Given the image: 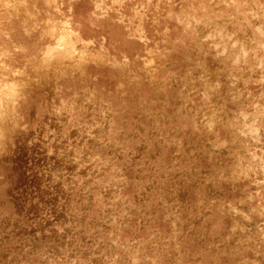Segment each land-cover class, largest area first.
I'll return each instance as SVG.
<instances>
[{
  "label": "clouds",
  "instance_id": "clouds-1",
  "mask_svg": "<svg viewBox=\"0 0 264 264\" xmlns=\"http://www.w3.org/2000/svg\"><path fill=\"white\" fill-rule=\"evenodd\" d=\"M227 7L0 0V191L38 129L68 169L52 173L60 210L0 243V264H264V0ZM145 117L199 141L189 150L207 198L165 232L137 229L128 198H112L132 158L129 119Z\"/></svg>",
  "mask_w": 264,
  "mask_h": 264
},
{
  "label": "rangeland",
  "instance_id": "rangeland-1",
  "mask_svg": "<svg viewBox=\"0 0 264 264\" xmlns=\"http://www.w3.org/2000/svg\"><path fill=\"white\" fill-rule=\"evenodd\" d=\"M227 2L214 0L218 16L228 11ZM61 124L53 125L59 133H63ZM174 127V121L166 123L158 117L129 119L125 144L131 148L132 158L127 160L129 167L124 170L126 183L113 187L112 198L121 194L128 198L135 209L137 229L165 232L176 217L187 223L185 217L199 216V207L207 198L199 181L200 169L189 150L199 141L183 133L176 135ZM71 138L75 143L79 131L73 130ZM51 148L54 154L50 157L48 141L39 129L33 133L31 143L24 141L19 146L13 161V187L7 196L0 191V237L4 238L0 243L15 238L13 233L20 234L21 239H30L26 225L39 219L45 211L58 212L62 207L64 194L59 185L51 183L52 173H65L68 169L59 163L58 145L53 144ZM122 210L123 204L119 208L113 206L112 214ZM217 215L226 217L227 209L219 210Z\"/></svg>",
  "mask_w": 264,
  "mask_h": 264
},
{
  "label": "bare ground",
  "instance_id": "bare-ground-1",
  "mask_svg": "<svg viewBox=\"0 0 264 264\" xmlns=\"http://www.w3.org/2000/svg\"><path fill=\"white\" fill-rule=\"evenodd\" d=\"M14 200V199H13Z\"/></svg>",
  "mask_w": 264,
  "mask_h": 264
}]
</instances>
